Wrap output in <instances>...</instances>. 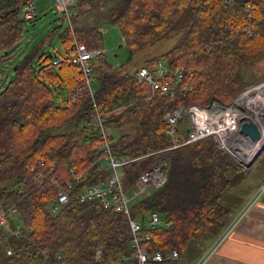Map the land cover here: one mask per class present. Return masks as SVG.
Returning <instances> with one entry per match:
<instances>
[{
	"label": "trees",
	"instance_id": "16d2710c",
	"mask_svg": "<svg viewBox=\"0 0 264 264\" xmlns=\"http://www.w3.org/2000/svg\"><path fill=\"white\" fill-rule=\"evenodd\" d=\"M109 1L112 8L97 25L82 24L74 33L69 27L58 29L62 49L55 55L50 48L39 52L37 44L12 65L9 79L3 74L0 203L17 205L27 230L8 237L0 228V264H89L98 247L107 261L139 264L127 215L106 209L98 200L73 201L58 214L48 211L57 192L47 166L55 165L53 174L66 179L72 168H88L102 151V138L92 127L93 98L69 57L75 40L91 49L105 46L99 28L107 23L120 29L129 57L124 64L109 61L108 54L93 60L95 99L102 110H116L108 120L120 131L113 141L114 154L145 156L124 167L125 187L161 160L169 161L166 183L131 205L132 218L143 220L156 211L169 223L147 242L149 249L167 253L178 248L181 256L193 242L207 246L244 204L238 201L233 208L222 200L247 181L250 169L219 150L212 138L153 152L171 145L164 135L168 110L188 103L205 106L213 99L231 103L264 81V0H76L74 21L82 23ZM26 2L0 0V65L24 39ZM172 35L177 40L162 44L164 51L155 47ZM58 57L63 62L55 65ZM159 58L184 67L192 89L171 98L153 94L148 84L139 82V68L153 66ZM76 88L82 92L73 101ZM131 126L136 129L124 131ZM32 166L45 171L46 179L35 184ZM109 175L108 167L94 169L87 184L104 182Z\"/></svg>",
	"mask_w": 264,
	"mask_h": 264
},
{
	"label": "built area",
	"instance_id": "2783aa9c",
	"mask_svg": "<svg viewBox=\"0 0 264 264\" xmlns=\"http://www.w3.org/2000/svg\"><path fill=\"white\" fill-rule=\"evenodd\" d=\"M75 2L76 0H54V8L58 15L68 24L73 33L82 24L94 22L92 15L89 16V20L81 21L82 23L74 21L76 11L73 7ZM112 6L113 2L111 1L101 5L95 15L104 13L106 16ZM249 10L250 5L247 7V11ZM36 16V2L27 0L24 6V17L27 20H32ZM104 29L103 26L99 28L101 32ZM251 34L250 31L249 35ZM108 53L109 51L105 46L91 49L85 43H79L77 40L72 45L69 62L78 67L79 72H81L79 81L89 89L93 98L92 127L99 132L102 138V151L88 168L84 170L72 168L66 179H60L53 174L56 170L55 165L47 166L51 175V182L57 192L56 197L48 204V211L51 214H58L73 201L81 203L101 201L106 209H111L129 217V235L134 249V258L137 259L139 264L176 262L180 259L178 248H172L167 253H163L161 251L152 252L147 246V242L152 239L159 229L169 226L165 218L156 211L150 212L147 215L148 219L146 217L143 220H138L131 217L132 203L141 198H147L153 191L166 183L169 161L167 159L161 160L141 173L130 188L125 187L123 180L124 167L145 156H118L113 152V141L119 130L109 125L108 120L116 110L104 111L97 104L95 99L96 87L94 86L96 78L92 64L98 55ZM53 62L58 65L63 62V59L58 57ZM186 75L187 72L184 67L172 66L165 58H159L153 66H142L137 72L139 82L148 84L153 94L158 93L171 98L186 94L192 89L186 81ZM81 92V88H76L71 94L72 100L75 101ZM244 117L252 119L259 127L261 137L258 140H253L250 136L241 133V124ZM163 119L166 123L164 135L169 138L171 145L153 153L186 146L205 138H212L219 150L229 154L239 164L247 168L251 162L247 158L249 151H251L249 148L253 147V143H257L264 138V81L242 91L232 103H224L220 99H213L205 106L188 103L168 110L165 112ZM106 167L110 169V175L104 182L87 184L92 170H104ZM31 170L34 172L32 181L35 184L46 179L45 171L37 170L35 166H32ZM78 189L82 190L79 191ZM263 193L264 182L194 264H208L220 245ZM0 228L7 231L8 237L19 236L27 230L17 205L6 206L2 202L0 203ZM5 250L8 255L12 254V248L9 245ZM44 254L47 256L48 251L45 250ZM58 260H62L61 255L58 256ZM122 263L123 260L121 259L105 260L101 247H98L95 259L89 264ZM61 264L68 263L61 261Z\"/></svg>",
	"mask_w": 264,
	"mask_h": 264
},
{
	"label": "rangeland",
	"instance_id": "374dc122",
	"mask_svg": "<svg viewBox=\"0 0 264 264\" xmlns=\"http://www.w3.org/2000/svg\"><path fill=\"white\" fill-rule=\"evenodd\" d=\"M34 1L37 5L38 15L34 19L27 21L24 39L16 52L14 54H10L8 59L5 62L1 63L0 86L2 85V83H6V81L3 80V78L5 77V75L3 74L7 73L6 80L9 79V77H11L12 75V65L16 61H18L25 52L31 50L37 44H39L40 46L39 52H44L47 50V48H50V53L53 55H55L57 50L62 49L58 29L63 30L64 28L68 27V24L58 15L56 9L54 8V0ZM50 4H52L53 8L49 6ZM24 6L22 8V14L24 13ZM95 13L96 11H94L93 14H90L93 16L94 22H90L87 25L95 26L98 23L104 21V13H97L96 15ZM89 16L85 18V21H87ZM103 27L105 28L103 31V37L105 40L104 44L109 51V61L114 63L119 62L121 64L126 63L129 57V53L125 46H120L123 41L120 29L117 26L108 23L104 24ZM170 40H172V42L177 40V35H172V37H170L169 39L164 38L163 40L159 41L157 46L155 47H158L159 51H164V46L161 47V45L170 43ZM94 86L97 87L96 81L94 82ZM249 149L252 150V148ZM251 152L253 151H249V154ZM253 157L254 158L251 160L249 166L246 168L248 170L250 169V176L248 177L247 181L242 183L240 187L236 189V191H232L230 194H227L222 200L223 204L228 203V205L233 208H237L238 201H243L242 203L246 204L248 202L247 200L253 196L252 194L254 193V191L256 192L260 184L264 181V147L260 150V153L257 155V157H255V155ZM189 257V254L186 255L185 253L184 255L180 256V259L176 261L175 264L183 263Z\"/></svg>",
	"mask_w": 264,
	"mask_h": 264
},
{
	"label": "crops",
	"instance_id": "0c3cea01",
	"mask_svg": "<svg viewBox=\"0 0 264 264\" xmlns=\"http://www.w3.org/2000/svg\"><path fill=\"white\" fill-rule=\"evenodd\" d=\"M49 6L53 8L52 4ZM135 129L136 127L131 126L124 128V131H134ZM118 132L120 133V131ZM244 205L236 210L232 219ZM210 244L206 246L193 242L186 252V255L189 254L190 257L180 264H194ZM208 264H264V193L220 245Z\"/></svg>",
	"mask_w": 264,
	"mask_h": 264
},
{
	"label": "water",
	"instance_id": "95a60500",
	"mask_svg": "<svg viewBox=\"0 0 264 264\" xmlns=\"http://www.w3.org/2000/svg\"><path fill=\"white\" fill-rule=\"evenodd\" d=\"M120 46H122V44H120ZM243 120L244 121L241 124V130H240L241 133L250 136L253 140H258L261 137V132L257 124L252 119L250 118L248 119L247 117H244ZM260 150L257 152L255 157H257V155L260 153Z\"/></svg>",
	"mask_w": 264,
	"mask_h": 264
},
{
	"label": "bare ground",
	"instance_id": "6f19581e",
	"mask_svg": "<svg viewBox=\"0 0 264 264\" xmlns=\"http://www.w3.org/2000/svg\"><path fill=\"white\" fill-rule=\"evenodd\" d=\"M263 145H264V138L259 140L257 143H253V145H252L253 147L251 150L253 152H251L249 155H247V158L249 161L252 160L253 156L257 154V152L263 147Z\"/></svg>",
	"mask_w": 264,
	"mask_h": 264
}]
</instances>
